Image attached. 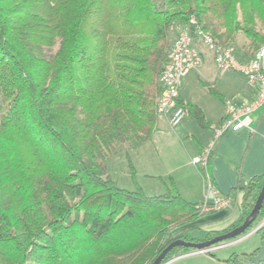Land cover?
<instances>
[{
  "label": "trees",
  "instance_id": "obj_1",
  "mask_svg": "<svg viewBox=\"0 0 264 264\" xmlns=\"http://www.w3.org/2000/svg\"><path fill=\"white\" fill-rule=\"evenodd\" d=\"M196 25L233 48L243 34L252 57L264 43V0H0V264H152L171 241L211 238L249 214L259 177L239 187L238 223L204 239L172 234L206 212L202 202L172 179L146 195L106 171L109 155L156 130L172 35ZM178 101L207 125L198 106ZM258 250L241 257L252 264Z\"/></svg>",
  "mask_w": 264,
  "mask_h": 264
},
{
  "label": "crops",
  "instance_id": "obj_2",
  "mask_svg": "<svg viewBox=\"0 0 264 264\" xmlns=\"http://www.w3.org/2000/svg\"><path fill=\"white\" fill-rule=\"evenodd\" d=\"M246 45L247 39L243 34H238L233 46L236 57L241 61L251 58L250 53L244 50ZM200 49L202 51V62L197 68L190 71L192 74L189 73L188 75L196 76L208 89L211 88L212 92L209 89L208 92H210L207 94L209 100L207 102L199 101V99L190 98L185 95L183 87L187 84L188 75L182 79L180 99L184 104L190 103L198 106L207 121V125L201 127L197 124L199 126L198 130H192L191 133H189V129L186 127L185 131H183V128L178 129L183 134V137L186 134V136H191L194 143L188 146L187 149L180 150L176 141H174L169 133H166L165 125L169 126L167 119L160 116L156 130L153 132L151 138L140 147L130 150V153H135L138 156H151L153 145H156L158 146V149L157 147L155 148L156 155L163 156V153H168L164 155L165 157L171 154V163H174V166L171 170H168L166 175L170 174V178L174 181L176 187L183 186L185 188L183 190L179 188L181 190L179 193L191 202L201 203L204 201L207 193V180L209 179L217 195L220 198L226 199L227 203L221 208L206 211L196 220L172 230V234L181 233L204 239L210 231L221 232L238 223L242 216L240 205L242 190L239 187L247 185L254 177L264 179V106L251 113V120L248 126H244L238 130L228 129L216 140L206 170H202L199 166L193 164L192 158L198 156L212 139V124L223 120L227 116L225 105L227 103L236 106L246 104L255 98L257 92V87L249 84L243 75L233 70L219 69L215 65L212 55L202 46ZM186 116L193 119L188 112L185 113ZM193 121L196 123L194 119ZM162 147L166 149L165 152L162 150ZM182 151L183 154L184 152L187 153L188 160L186 162L191 165L188 168L183 163L184 158H181L179 155L180 153L182 154ZM174 170H176V173ZM166 175L164 174V176ZM261 241V237H259L244 252L259 249ZM221 246L223 245L214 246L209 253L204 254H211ZM184 254L189 255L194 253L187 252ZM177 257L174 258L176 259ZM174 258L171 260H174ZM218 259L217 257L214 260L211 258L209 264H221L218 262Z\"/></svg>",
  "mask_w": 264,
  "mask_h": 264
},
{
  "label": "built area",
  "instance_id": "obj_3",
  "mask_svg": "<svg viewBox=\"0 0 264 264\" xmlns=\"http://www.w3.org/2000/svg\"><path fill=\"white\" fill-rule=\"evenodd\" d=\"M193 22V21H192ZM176 34L167 53L166 62L159 74L161 92L157 99L156 112L167 119L171 128L179 126L184 117L185 109L179 104L181 80L202 62V46L212 55L219 69L233 70L243 75L249 84L257 87L256 96L246 104L236 106L225 105L227 116L212 124L213 136L202 152L192 158V163L206 170L212 148L216 140L228 129L238 130L248 126L251 113L264 106V43L253 53L249 60L241 61L236 57L232 46L218 43L209 33L196 25L192 30L176 27ZM227 200L220 198L212 183L207 180V193L202 202V210L210 211L221 208ZM211 248L194 251L193 253H208Z\"/></svg>",
  "mask_w": 264,
  "mask_h": 264
},
{
  "label": "rangeland",
  "instance_id": "obj_4",
  "mask_svg": "<svg viewBox=\"0 0 264 264\" xmlns=\"http://www.w3.org/2000/svg\"><path fill=\"white\" fill-rule=\"evenodd\" d=\"M172 36V39H174L175 35L173 34ZM55 49L56 46H54L52 50L55 51ZM186 76H184L182 79H184ZM193 76L194 75H188L187 77L189 79H187V84H185L183 87V91H185L186 93L185 95L187 97L189 96L190 98L194 97L196 99H199V101L207 102L209 100L207 94H209L210 92H208V90H211V88L208 89V87L201 83L196 76ZM185 127L189 129V133H191L192 130H198L199 128L197 123H195L189 116H186L184 121L175 129H172L169 126L165 125L166 133H169L174 141H176L180 150H183L185 148L187 149L188 146L194 144L191 136H186V134L183 137V134L178 131V129L180 128H183V131H185ZM156 147L158 149V146L153 145V152L151 156H138L135 155V153H130V151L127 152L124 150L109 155L106 159L107 173L110 175L111 179L121 188L136 190L137 187H140L146 195H159L164 193L166 190L165 186L170 185L171 181L170 174L166 175V173L168 172V170H171V168L174 166V163H171V154L165 157L164 155L168 153H163V156L156 155ZM162 150L164 152L166 151L164 147H162ZM179 155L181 156V158H184L183 163L187 168L191 166L186 162V160H188L187 153L184 152L183 154L182 151V154L180 153ZM174 172L176 173V170H174ZM164 174L166 176H164ZM179 188L181 190L185 189L183 186H180ZM179 188L176 187L175 184V189L178 193L179 191H181L179 190ZM181 197L183 196L181 195ZM261 223L262 227L260 226ZM259 226L261 227V230H255ZM263 232L264 213L257 216L246 233L242 234V236L238 237L235 240H231L222 244L223 246L219 247V249L214 250L211 254H184L183 256L177 257L176 259L174 258V260H168L169 262L167 261L164 264H209V260L211 258L212 260L216 259V257L219 259H223L224 257H228L229 255H231L232 253L239 255L238 260L234 264H247V261H245L241 257V254L247 248L252 246ZM193 250L195 249L188 248L186 252H194Z\"/></svg>",
  "mask_w": 264,
  "mask_h": 264
},
{
  "label": "water",
  "instance_id": "obj_5",
  "mask_svg": "<svg viewBox=\"0 0 264 264\" xmlns=\"http://www.w3.org/2000/svg\"><path fill=\"white\" fill-rule=\"evenodd\" d=\"M263 201H264V180L262 182L260 191L254 201L252 209L250 210L249 214L244 218V220L240 224L234 226L233 228H231L230 230L226 232L217 234L211 238H208L202 241H189L183 238L175 239L171 241L161 251V253L152 262V264H160L163 258L166 256V254L173 247L181 246L185 248L195 249L193 251H199V250L206 249V248H212L214 247L213 245L223 242V241H227V240L231 241V240L237 239L238 237L242 236V234L246 233L247 229H249L252 223L255 221L262 207ZM260 226L256 228L255 230H258ZM216 246H220V245H216ZM262 260H264V239L261 241L257 254H255L251 258L250 262L252 264H259Z\"/></svg>",
  "mask_w": 264,
  "mask_h": 264
}]
</instances>
